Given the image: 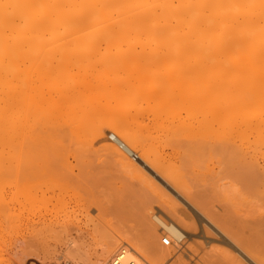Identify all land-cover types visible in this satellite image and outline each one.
I'll return each instance as SVG.
<instances>
[{"label":"bare ground","instance_id":"bare-ground-1","mask_svg":"<svg viewBox=\"0 0 264 264\" xmlns=\"http://www.w3.org/2000/svg\"><path fill=\"white\" fill-rule=\"evenodd\" d=\"M13 131L19 140L29 131L31 135L27 136L34 137V146L40 149L52 143L59 164L74 155L70 153L73 147L77 150L87 146L84 137L94 133V141L103 142L99 151L121 172L115 166L113 170L117 168L125 175L116 172V178L106 173L108 176L103 177L105 169H98L99 174L103 173L100 176L95 169L94 178L95 171L86 169V165L81 171L63 165L62 169L52 170L54 163L52 169L49 167L44 176L48 180L43 181L48 186L41 198L50 199L47 202L51 201L52 206L45 212L35 208L39 213L32 218L28 240L30 252L36 249L29 255H35L41 264H57L62 258L56 249L59 245L70 251L80 249L86 245L80 243L81 239L93 238L97 229L108 222L101 224V218L97 222L91 213L95 206L99 211L96 216L104 215L105 204L99 205V199L78 198L80 194H73L75 200L61 198L72 186L81 189L87 183L93 186L92 181L99 177L116 180L122 176L125 180L129 176L147 185L141 189L159 192L157 198L169 196L144 166L173 188L177 197L180 194L193 207L192 214L184 217L173 197L172 201L162 199L166 203L159 206L169 219L162 218L153 207L142 211L139 235L98 241L104 251L100 264H162L179 250L186 232L197 233L203 220L241 250L250 264H264V0H0V173L10 169ZM72 135L83 137L82 147L77 146L78 138L73 142L76 146L64 145L73 139ZM108 137L114 143H108ZM162 145L171 148L172 153L186 151L182 161L192 152L194 158H201L204 152L210 155L208 152L218 151L220 157L229 160L228 165H239V175L234 176L244 188L253 189V194L249 192L254 197L249 202L250 215L240 209L245 219L243 214L239 216V209L235 210L237 217L245 219L249 238L240 235L242 229L238 234L232 228L233 221L228 225L231 218L206 207L186 180L189 169H179L174 166L176 161L159 156ZM153 147H158V152ZM19 148L25 151L24 146ZM86 152L81 151L84 155ZM217 159L219 164L228 162ZM230 166L228 170L225 165L219 168L218 175L212 168L215 175L210 170L207 176L217 177L222 169L228 172L234 168ZM201 168L203 172L205 168L199 171ZM226 185L219 183L216 187L224 189ZM31 200L32 207L35 200ZM159 230L170 235L173 244L166 246L162 239L159 244ZM37 247L42 249L37 252ZM45 249H55L57 254H45ZM225 259L231 262L233 258L225 255Z\"/></svg>","mask_w":264,"mask_h":264},{"label":"rangeland","instance_id":"rangeland-1","mask_svg":"<svg viewBox=\"0 0 264 264\" xmlns=\"http://www.w3.org/2000/svg\"><path fill=\"white\" fill-rule=\"evenodd\" d=\"M26 63L29 65V62H26ZM13 115H14V120H15L14 112H13ZM16 115H17V113H16ZM13 133L15 135H13V137H12V143L13 144H12V150L10 153L11 154L10 155V161H11L10 169H8V171H6L5 174H4V172L0 173V264H32V263L41 264L39 262L38 258L36 259L35 255H34L35 256L34 259H33L34 256L32 257L31 255H29V253L33 252L36 249H34L35 248L34 247L33 250H31V252H30V246L28 244V240L31 236L30 233L32 232V230H31L32 225L31 224H32L33 219L37 218L39 212H41V211L45 212L48 210L47 208H51V206H52L51 201L47 202L50 199H48L46 201L45 200L46 197H45V199L41 198V197H43L42 192L48 186V184H45V183H44L45 185L43 184V181H45V179H46V178H44V176L46 177L45 172L47 170H50V168L55 164V166L52 167L53 169L51 168L52 170L56 169L57 167H58V169L59 168L62 169L64 166H68V167L72 166V167L76 168V171H79L80 168H82L83 170H86V169L89 170L90 169V171H92L94 173L95 169H96V171H98V169H100V170L105 169V171H103L104 175H102L103 173L99 174L100 170L97 172V174H99V176L102 175L103 177H107L108 175L109 176L111 175V176H113V178H116L118 176V175H116L117 168L119 171L121 169H119L120 167L117 166L116 163L112 165V163H114V162H112L108 157H106V155L103 154V152L99 151L102 148L103 142L98 141L99 139H97V141H94L95 140L94 139V137H95L94 133L91 134V132H90L88 137L87 136H86V138L84 137L85 142H86V139L88 140L86 143H87V146L90 145L89 146L90 148L89 147L87 148V146H85V147L81 146L80 140L83 137H76L75 135H72L73 139L72 140L68 139L70 141V143H68L69 142L68 140H66L68 142L65 143V140L63 139V144L65 143L64 145H66L68 148L74 142V139H76V141H77V138H78V141H80V144L77 143V146H79L78 148L82 147L80 149L75 150L74 148H76V147L72 146L74 152H70V153H72L74 155H71V156L68 155L70 158L66 157V160L67 159H69V160H67V161L65 160L66 162L64 161V164L63 163L59 164L58 161L56 160V156L54 155V152L52 150V146H53L52 143H50V144L48 143L44 146L45 148L42 147L40 149V147L37 148L34 146V137L32 138V137L27 136V133L29 135H31L29 133V131H27L25 137H20V140L22 142L18 139V137H16L17 133L15 131H13ZM110 134L111 133L108 132V136ZM92 136H94V137H92ZM69 138H72V137H69ZM24 140H25V142H24ZM29 140H31V141L29 142ZM90 141H93L94 144L93 143L92 144H93L94 149L91 147L92 144H90L91 143ZM111 142L114 143V141H112L108 137V143H111ZM20 143L24 144V145H20ZM29 145H31L32 147ZM72 145L76 146V144H74V143ZM16 146L18 147L17 149H19V151H16L17 150V149H15ZM19 146H24L25 151L27 150L28 156L24 155V154H26L25 151H23V150L20 151ZM162 146L159 147L160 148L159 156H161V154H162V156H166L169 161H170V159H171V162L174 160L173 163L176 161L175 164H177V166L176 165H174V166L178 167L179 169L181 167H184L185 171L187 169H189L186 171V176H185L186 180L188 179L189 184L192 185L193 191L195 189L198 192V193H196V191H194L198 195V197L201 198V201L206 204V207L209 208L210 210H213L217 214H220L224 218L225 217H227L228 219L231 218V220L227 219L228 221H230V223H228V225L233 224L232 223V221H233L234 222L233 225H235V227H233V225H232V228L233 229L235 228L234 230L236 232L238 231V234L243 231L240 234L242 237L245 236L243 238H246V236H248V238H249L250 233L248 232V228H246V225L244 222L246 219L245 218L246 216L243 212H246L247 216L250 215V214H248V213H250L249 212V210H250V203L249 202H250V199H253L254 197L253 198L250 197L249 192H252V194H253V191H252L253 189L252 188L250 189L249 186H246L243 184L244 186H246V188H248V189H246L242 186V184H239V180H237L238 179L237 175H239V173L237 174V172H239V170H240L238 168L239 165L235 166L234 163H231V166H234V168L232 167V169H236V172H235V170H232V169L229 170L228 172L225 171L224 169H222L223 172L225 171L224 172L225 175L222 174L223 172H219V174H220L219 176H220V178H222V176H224L225 178L224 179L222 178V180L218 179L219 181L218 180L216 181L217 177H219V176H217L218 171L220 170L219 168H221V167L224 168V165H225V167L230 166L227 164V163H229V160L222 158L223 157L222 154H221L222 157H220V153L218 154V151H215L212 153L208 152V154L210 153V155H207V154L204 155L205 152L202 155L203 152L202 153L200 152L201 154H199V155L200 156L202 155V157L204 159L202 157L201 158L200 157L194 158V157H196V154L194 155V152H192V154L194 155L193 156L191 154V157L193 156L192 158L188 157L187 159L182 161L181 158H186L185 157L187 155L185 153L186 151L182 152L180 149V150H177V152L179 151V152H181V154L179 152L175 153L174 151H173V153H174L173 154L171 151L172 150L171 148L170 149H169V147L164 148V146L163 147ZM30 147L33 149L32 151L34 152V154H33V152H31ZM71 148H69V149H71ZM156 148H158V147H153V149H155V151L157 150V152H158L159 148L158 149H156ZM86 149L88 150L87 152L85 151ZM161 150H163V151L161 152ZM81 151L86 152L87 155L85 154L86 155L85 156L83 153H81ZM152 151L153 152H151V150H150L151 153L158 154L157 152L155 153L154 150H152ZM168 151H169V153H168ZM22 152H24V153H22ZM92 153H95L96 156L93 155ZM184 153L186 155L184 157L183 156L181 157V155H184ZM189 153H191V152H189ZM195 153H196V151H195ZM81 154H83V157L84 158L86 157V158L85 159L82 158ZM215 154H217V156ZM212 155L214 158L211 157ZM128 156L130 157V155H128ZM175 156H177V159ZM173 157H175V159ZM197 157H198V154H197ZM218 157L220 158V161L226 160L228 162H226V163L224 162L225 164H223L221 162V164H219V159H217ZM77 158H79V159H77ZM130 158L132 159V156ZM81 159H82V161H81ZM132 160L134 161V159H132ZM217 160H218V162H217ZM137 161H139V160H137ZM88 162L90 164H87ZM48 163L49 164L52 163V165L51 164L48 165ZM109 163H110V166H109ZM217 163L220 165V166L218 165L219 168L216 166ZM198 164L201 166H199ZM222 164H223V166H222ZM62 165H63V167H62ZM79 165H81L82 167ZM113 166L117 167V168L114 167L116 169V171H115V169L113 170ZM188 166H189V168H188ZM202 166H203V169L205 168L204 170H206V171L203 170V172H202V168H201V171H199L200 170L199 168ZM85 167H86V169H85ZM194 167H195V170H194ZM77 168H79V170ZM144 168L147 170L148 173L150 171V174L152 173L153 177L156 180H158V182H160L163 185V187L165 188V190L169 193V196H162L163 200H164V198H165V200L167 198L166 201H172L170 198L173 197L174 203L180 205V211H181L180 213L184 217L192 214L193 207L189 203H187L179 193H178L179 195L177 197V195H176L177 192H175V190H173V188H171L168 184H166L159 176L157 177V174H155L149 167L144 166ZM212 168L215 169V171ZM109 169H110V171H109ZM111 169L113 171H111ZM207 170H209V171H207ZM210 170H212V173H213V171H214V173L217 172V175H216L217 177H214V178L213 177L211 178L210 176L208 177L207 172H210ZM227 170H228V167H227ZM96 171L94 173V178H95V176H97ZM192 171H193V173L191 174ZM183 172H184V169H183ZM187 172H188V174H187ZM105 173L108 175H105ZM119 173L117 172V174H119ZM205 173H207V174H205ZM196 174H197V176L200 175V177H198V178H200L201 180L197 179ZM234 174H237V175L234 176ZM114 175H116V176L114 177ZM120 175L123 176L124 174L120 173ZM204 175H206L207 178L204 177ZM227 175H229L231 177L228 178ZM121 177H120V179H116V180L112 179V178H110L111 180H108L109 177H108V179H102L101 180V177H99L102 182L99 180V178L95 179L94 182L92 181V183H91V184H94V183L95 184L91 187L89 186V183H87L88 186L81 187V189L78 186L79 190L77 189V186H75V188L72 186L73 190H72V188L69 187L71 190L68 189V190H66V192L63 193L64 196L66 195V197H63V195H62L61 198H63V199L65 198L66 201H69L71 199L75 200L76 198L73 197V194L75 197H77V195L80 194L78 198L89 196L90 198L93 197L96 200L99 199L97 201L98 204L102 205V206L105 204L104 208H106V209L109 208L110 210L104 209L105 210L104 211L105 213H103L104 215H101L102 217H100V216L98 217V216H96L97 213L99 214V211H97V208L95 206L91 207V209H92L91 213L95 216V218L97 217L96 220L97 219L99 220L101 218L99 220V222H101V224H102V222H106V221H108V222L102 224V227L104 226L103 228L100 227L99 229H97L99 232L96 231L94 234L96 238L93 235V238H92V236H88V238L81 239L82 242L80 241V243H83L84 245L85 244L86 245L84 247L83 246L80 247V249L78 248V249H74V250L70 251L69 249L67 250V246L65 247L63 245H59L56 248L57 250L59 249V251H57V250L56 251L58 253V257H62V258H61V260L59 259L61 261V263L59 261V262H57V264H80V263L81 264H100V261L102 260V258L104 256V251L102 250L101 245H99L98 243L101 242L103 238H104L103 240H105V239L113 240L119 235H121V236L139 235L141 229H139L140 223L138 224V221H139L138 218L140 217L141 212L146 210V209L153 207L156 210H158V212H159L158 215H161L162 218L165 216L164 217L165 220L169 219V217L167 216V214L164 212V210L161 207L162 204H160V203H166V202H164V201L162 202L161 201L162 199L157 198L159 192L155 193L156 190H154L153 188H152V190L147 189V188L141 189V188H144L143 186L146 187L147 185H144V183H141L140 181L135 180V179L130 180V179H133L134 177L131 178L129 176H126L125 180H123L124 178L122 179ZM127 177H129V179ZM194 178L197 179L196 182H193ZM228 179H230L232 181V183L234 181V183L232 184L233 186L235 185L234 187L232 185L230 186V184H228L229 182L231 183V181H229ZM46 180H48V179H46ZM103 180L105 182H103ZM112 180H115L114 183L117 181L118 182L114 184L112 182ZM126 180H128L127 183H126ZM240 180L244 181L243 178ZM199 181H201V182H199ZM225 182L227 183V185L225 186L224 189H222V188L219 189V187H216L217 184L219 186V183H220V185H223ZM214 183H216V184H214ZM241 183H243V182H241ZM244 183L246 184L245 181H244ZM96 184H97V186H96ZM132 184H133V186H132ZM98 185H100V187H98ZM43 186H44V188H42ZM196 186H197V188H195ZM236 186L239 189H237ZM240 187H242L243 189ZM150 188H151V186H150ZM209 188H210V190L212 189L210 192L211 194L209 193V191H210ZM227 188H229V189H227ZM102 189H104V190H102ZM218 189L220 191H217ZM221 189L222 190L226 189V192L227 191L228 192L227 193L224 191L221 192L222 191ZM81 190H83L85 192H83ZM101 190H102V193L104 195L101 193ZM243 190H244V192H242ZM97 191L100 193V194L98 193L99 195L95 194V193H97ZM214 191H216L217 193ZM77 192H78V194H77ZM83 193H85V194L87 193V194L86 195L84 194V196H83ZM242 194H243V196H242ZM31 195H36V197H37L36 198L35 196H32L33 201L35 200L34 201L35 203L33 202V204H35V205L32 207H31V205H32ZM100 195H102V196H100ZM160 195L161 194H159V196ZM49 196H51V195H47V197H49ZM246 196H247V200H245ZM259 196L260 195H258V196L256 195V197L261 198V196L260 197ZM29 198H31V199H29ZM174 199H176L177 201ZM29 200L31 203H29ZM116 202H118V203H116ZM47 203H48V205H47ZM168 203L169 202H167V204ZM182 203H184L185 205H183ZM43 204H45V207L41 208L42 206H44ZM159 205H161V206H159ZM164 205H163V207H164ZM186 205L188 207H186ZM35 208L39 212H37V210ZM45 209H47V210H45ZM93 209H95V210H93ZM238 209L239 210L240 209L245 210V211L243 210V212H241V210H240L241 214L239 215V216H242V214H243L245 219H243L242 217H239V216L237 217V215L239 214L238 213L236 215V212L238 211ZM235 210H237V211L235 212ZM194 212H195V210H194ZM108 213H110L111 216ZM91 215H89L90 218L93 216V215L92 216ZM105 216H108V217H105ZM106 218H107V220H106ZM109 218H110V220H109ZM87 219H88V217H87ZM239 219L243 222L244 225H242V223H240L241 221L240 222L235 221V220H239ZM98 220H97V222H98ZM102 220H105V221H102ZM236 223L238 224V226H240L239 229H236L237 228ZM205 227H206V229H205ZM100 229H101V231H100ZM240 229H242V231H240ZM160 231L161 230H159V233H161ZM111 233H112L113 237L111 236ZM164 235H166V234L162 231V233L159 235L158 243L159 242L161 243V239H163L162 237ZM186 235H187V238L183 241V243H180L179 250H177L175 253H173L172 255L168 256L165 260H163L162 264H232V263L236 264L235 262H238L239 264H241L240 261H242V264H250V262H251L249 260V258H247V256H245V254H243V252H241V250L235 248V246H233V244L226 242L227 238H225V236L221 235L220 232L215 227H213V225H211V223L207 222V220L200 221V228L198 229L197 233L196 232H190V233L186 232ZM83 240H84V242H83ZM202 240H204V241H202ZM95 241L97 242V244L95 243ZM93 244L94 245L96 244V245L94 246ZM172 244H173V241H172ZM96 246H98L99 248H97ZM38 248L39 247H37V252L39 249H42V248H39V249ZM194 248H196V249H194ZM190 249H193V251L192 250L190 251ZM234 250L237 251V254H236V251H234ZM56 251H55V249H52L51 251L45 249L44 253L45 252L46 253L47 252L56 253ZM194 251H196V252H194ZM228 251H229V253H227ZM44 253H42L43 256H44ZM59 253H61V254H59ZM238 253H240V255H242V256H245L243 258H245L247 261H244L242 259V257H240L238 255ZM213 255L214 256L216 255V256L212 258ZM219 255L221 256V258H223V260L220 258ZM225 255H230L233 258L232 261L230 262L229 259L226 260ZM207 258L210 261L207 260ZM186 259H187V262H186ZM233 260L234 261L237 260V261L234 262Z\"/></svg>","mask_w":264,"mask_h":264},{"label":"built area","instance_id":"built-area-1","mask_svg":"<svg viewBox=\"0 0 264 264\" xmlns=\"http://www.w3.org/2000/svg\"><path fill=\"white\" fill-rule=\"evenodd\" d=\"M165 237H163L162 239V243L166 246H169L172 244V238L170 237V235L166 234L164 235ZM119 260V259H118ZM128 264V263H127Z\"/></svg>","mask_w":264,"mask_h":264}]
</instances>
